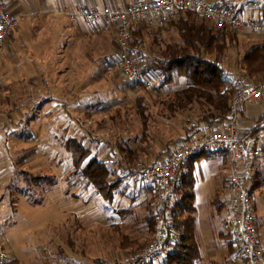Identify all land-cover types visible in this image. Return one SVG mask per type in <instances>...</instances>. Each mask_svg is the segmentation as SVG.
Listing matches in <instances>:
<instances>
[{
	"label": "rangeland",
	"instance_id": "rangeland-1",
	"mask_svg": "<svg viewBox=\"0 0 264 264\" xmlns=\"http://www.w3.org/2000/svg\"><path fill=\"white\" fill-rule=\"evenodd\" d=\"M224 2L240 14L255 15L253 4L260 7L263 0ZM258 11L263 19L261 9ZM147 28L143 31L141 52L148 61L159 55L168 42L176 41L178 34L170 26L158 31ZM237 33L243 40L241 52L264 42V31ZM250 38L249 44L244 41ZM238 53L236 49L227 51L229 56L224 62L236 75L242 73L236 63ZM112 59L110 70H95L87 80H82L84 73L74 75L77 80L73 78L71 82L80 84L76 101L82 96L89 98H85L83 106L73 104L77 112L68 111L62 101H57L54 116H37L36 103L30 105L33 113L29 119H23L29 105L0 104L1 109L14 112L12 118L0 117V237L12 255L10 264H143L141 251L149 243L144 240L142 222L148 193L132 178L126 179L111 198L97 193L75 171L67 140L82 138L109 167L117 166L120 147L139 150V161L156 162L163 151L178 146L183 114L169 106L177 91L173 86L155 89V76L151 77V88L132 86L122 75L119 58ZM85 85L87 90L83 89ZM141 104L147 106L149 115L145 138ZM45 106L40 104L39 108L46 111ZM220 160L218 156L212 159L202 155L196 162L195 205L201 228L209 226L215 232H227L232 212L227 206L216 207L231 194L226 185L229 173ZM212 188L219 200L216 203L211 200ZM214 235L222 250L226 248V237H219L218 233L208 236L213 240ZM141 243L144 245L137 248ZM201 248L202 253L211 255L205 253V244ZM221 257L218 255V264L224 263ZM209 260L206 258L211 264Z\"/></svg>",
	"mask_w": 264,
	"mask_h": 264
},
{
	"label": "built area",
	"instance_id": "built-area-1",
	"mask_svg": "<svg viewBox=\"0 0 264 264\" xmlns=\"http://www.w3.org/2000/svg\"><path fill=\"white\" fill-rule=\"evenodd\" d=\"M257 6L253 4L258 11ZM182 9L192 10L219 29L230 28L239 33L264 31V21L259 15L240 14L224 0H137L125 7L106 9L82 4L68 11V16L74 22L81 20L86 27L102 19L109 22L118 44L122 75L129 83H144L151 88L154 82L143 72V60L131 44V31L136 24L165 27L179 19ZM19 24V15L8 9L6 0H0V53L6 38ZM233 88L228 119L223 127L201 131L192 139L181 141L153 165L145 166L139 161L121 172L126 179H136L155 193L153 208L158 224L154 238L141 251L143 257L159 261L177 238L173 212L176 191L191 160L204 153H224L228 157L231 188L226 204L234 214L231 239L240 246L244 264H264V244L259 238L252 194L255 165L263 155V148L259 141L245 142L239 132L241 110L244 105L264 97V80L249 83L246 76H238L233 80ZM4 244L0 237V264H10L13 258Z\"/></svg>",
	"mask_w": 264,
	"mask_h": 264
},
{
	"label": "crops",
	"instance_id": "crops-1",
	"mask_svg": "<svg viewBox=\"0 0 264 264\" xmlns=\"http://www.w3.org/2000/svg\"><path fill=\"white\" fill-rule=\"evenodd\" d=\"M6 1L8 9L19 15L20 24L8 35L0 53V104L9 105L20 102L23 105H29L22 114L23 119H29V115L33 113L31 111L33 108L30 105L36 103H38L36 106L38 108L37 116L39 114L54 116L58 108L57 101H62L68 111L77 112L74 110V105L76 104V107L83 106L88 95L86 94V97L82 96L80 100L76 101L75 97L79 95L76 90L80 84L71 82L75 78L74 75L84 73L82 80H87L88 75L94 73L95 70L108 71L113 64L114 59L112 58L118 59L119 54L115 32L109 22L102 19L92 27H86L81 20L72 21L68 16V11L82 4L92 5L99 9L125 7L137 0ZM259 12L255 10V15H258ZM246 40L249 44L252 39H244L245 42ZM81 85L83 84L81 83ZM168 86H173L178 90L185 87L186 83L183 78H179V81ZM83 89L87 90V85ZM62 94L65 97H62ZM40 104L47 105L45 106L47 110L39 108ZM11 112L14 114L13 111ZM12 113L0 108V117L7 115V119H9L12 118ZM227 119L213 125L202 123L200 129L201 131L219 129L224 126ZM239 132L245 142L259 141L263 148V155L257 159L255 165L252 194L255 201L259 238L264 244V97L243 106ZM184 135L185 128L183 127L180 136ZM201 156L193 158L188 165L193 176L195 175L196 162ZM204 156L212 159L220 157V162L224 164L222 166L224 169L227 167L226 172L229 173L226 154L208 153ZM226 181V185L230 187L229 175L226 177ZM144 189L146 192H150L148 189ZM211 200L213 203L219 201L218 197L214 196L213 188L211 189ZM226 200H220L216 207L222 209L227 206L230 209ZM230 211L232 212L231 209ZM233 220L232 212L227 232H224L223 229L215 232V229L208 228L209 226L204 229V227L201 228L202 220L199 218L197 209L196 240L201 253L199 264H208L206 258L210 259L209 263L218 264V255L220 254L224 259L223 264H244L240 246L231 240ZM214 233L220 234L219 237H226L224 239L227 245L223 250L215 235L213 240L209 238L208 235ZM204 244L205 253L211 255L207 256L202 253L201 247ZM208 247H212V249L210 250Z\"/></svg>",
	"mask_w": 264,
	"mask_h": 264
},
{
	"label": "trees",
	"instance_id": "trees-1",
	"mask_svg": "<svg viewBox=\"0 0 264 264\" xmlns=\"http://www.w3.org/2000/svg\"><path fill=\"white\" fill-rule=\"evenodd\" d=\"M260 9L264 16V0ZM168 26L177 31L178 39L168 42L160 50L159 55L152 56L148 61L141 52L143 31L148 29L146 25L136 24L133 27L131 44L143 60V72L154 79L156 77L158 84L155 89H162L164 86L176 83L179 78H183L186 83L185 87L176 91L175 97L169 102L171 109L181 111L183 114L185 135L178 140L177 144H179L183 140L192 139L201 132L202 123L213 125L228 118L230 102L234 95L233 80L236 77L246 76L249 83L264 80V42L241 52L243 40L237 31L230 28H216L188 9L181 10L176 22L158 28L157 31ZM232 49L239 52L236 63L240 65L242 73L238 75L229 71L224 64L229 56L227 51ZM129 84L132 86L137 84L142 88L147 87L144 83ZM141 97H139L140 100ZM146 107L140 105L144 125L143 138L148 133L146 127L149 115L146 114ZM67 147L71 151L74 169L80 174L82 180L107 198L113 197L126 180L121 172L132 168L141 157L137 149L120 147L117 166L109 167L105 159L93 154L82 138L74 137L67 140ZM170 151H172L171 147L163 151L162 155L159 154L158 158L161 156L163 158ZM158 161L144 164L150 166ZM189 168L190 166L184 171L176 191L177 198L173 212L177 238L167 249V254L158 261L160 264H196L201 257L196 240L197 208L194 176ZM140 184L150 191L147 192V207L144 205L142 219L145 228L144 240L149 242L154 238L158 224L153 208L154 190ZM144 243L139 244L137 248L142 247ZM141 260L143 264H154L155 262L153 258L141 257Z\"/></svg>",
	"mask_w": 264,
	"mask_h": 264
}]
</instances>
